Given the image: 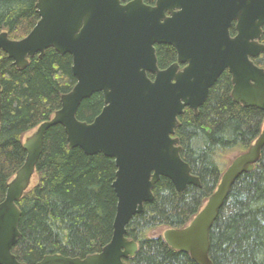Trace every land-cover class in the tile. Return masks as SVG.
<instances>
[{
    "label": "water",
    "instance_id": "water-1",
    "mask_svg": "<svg viewBox=\"0 0 264 264\" xmlns=\"http://www.w3.org/2000/svg\"><path fill=\"white\" fill-rule=\"evenodd\" d=\"M36 6L39 21L31 32L20 40L1 32L0 50L18 68L27 67L37 54L43 57L50 47L70 54L77 82L62 95L61 108L24 140L25 163L0 203V264H26L12 252L20 237L17 201L32 186L46 132L55 125L63 126L70 148L115 160L118 204L113 237L100 252L85 258L50 254L37 264H126L138 250L126 235L127 225L154 199L153 187L161 177L169 178L178 192L201 186L174 137L185 108L198 113L229 70L235 101L264 110V67L253 61L264 53V0H157L153 6L144 0H38ZM156 44L176 48L178 61L160 69ZM180 63L187 65L180 69ZM97 92L103 94V110L90 123L80 121V104ZM263 148L264 126L251 147L232 160L192 221L164 231L173 248L199 264H213L210 230L232 186L253 170Z\"/></svg>",
    "mask_w": 264,
    "mask_h": 264
},
{
    "label": "trees",
    "instance_id": "trees-1",
    "mask_svg": "<svg viewBox=\"0 0 264 264\" xmlns=\"http://www.w3.org/2000/svg\"><path fill=\"white\" fill-rule=\"evenodd\" d=\"M37 2L0 0V33L8 32L13 40L26 37L39 21ZM230 32L236 34L235 22ZM156 49L159 68L177 61L173 46L159 44ZM253 61L264 67V53ZM72 66L70 54L52 47L43 57L30 58L25 68L15 66L0 50V203L25 163L24 136L49 120L61 108L62 95L76 85ZM232 89V75L225 70L199 112L186 107L179 117L174 137L180 139L181 156L201 186L189 185L178 192L169 178L161 177L153 187L154 199L127 225L126 235L138 243V250L125 259L126 264H199L155 232L187 226L220 183L226 170L220 158L247 151L261 134L264 110L238 103ZM104 105L103 94L94 93L82 101L77 118L90 123ZM116 173L113 158L70 148L63 126H52L45 135L34 182L17 201L22 212L20 237L12 252L26 264H37L50 254L85 258L100 252L114 234ZM209 257L213 264H264V148L253 170L232 186L210 230Z\"/></svg>",
    "mask_w": 264,
    "mask_h": 264
},
{
    "label": "rangeland",
    "instance_id": "rangeland-1",
    "mask_svg": "<svg viewBox=\"0 0 264 264\" xmlns=\"http://www.w3.org/2000/svg\"><path fill=\"white\" fill-rule=\"evenodd\" d=\"M31 132H33V131H30V132L26 133V135L24 136V140L26 139V137H28L31 134ZM234 156H235V154H233V155L232 154H226V155L222 156L220 158V163L223 164L222 167L224 166V167L227 168V166L231 163V161L234 158ZM165 230H166L165 227L164 228H159V229L156 230L155 234H163Z\"/></svg>",
    "mask_w": 264,
    "mask_h": 264
},
{
    "label": "flooded vegetation",
    "instance_id": "flooded-vegetation-1",
    "mask_svg": "<svg viewBox=\"0 0 264 264\" xmlns=\"http://www.w3.org/2000/svg\"><path fill=\"white\" fill-rule=\"evenodd\" d=\"M156 1H157V0H156ZM156 1H155L154 3H152V4H149V3H148V5H152V6H153V5L156 4ZM144 2H145V1H144ZM145 3H146V2H145ZM146 4H147V3H146ZM233 36H234V35H233ZM157 45H159V44H156V46H157ZM156 46H155V47H156ZM171 46H172V45H171ZM175 49H176V48H175ZM176 51H177V50H176ZM156 55H157V49H156ZM157 58H158V57H157ZM256 58H257V57H256ZM177 61H178V53H177ZM177 61H176V62H177ZM176 62H175V63H176ZM173 64H174V63H173ZM179 65H180V69H183L187 64L180 63ZM170 66H171V65H170ZM167 68H168V67H167ZM160 69H161V68H160ZM165 69H166V68H165ZM150 74H152V73H150ZM230 74H231V73H230ZM153 75H154V74H153ZM153 79H154V78H153Z\"/></svg>",
    "mask_w": 264,
    "mask_h": 264
}]
</instances>
